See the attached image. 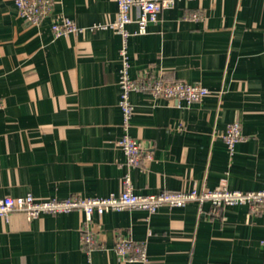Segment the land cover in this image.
<instances>
[{
  "label": "crops",
  "instance_id": "crops-1",
  "mask_svg": "<svg viewBox=\"0 0 264 264\" xmlns=\"http://www.w3.org/2000/svg\"><path fill=\"white\" fill-rule=\"evenodd\" d=\"M59 14L81 31L55 36ZM130 14L129 75L200 82L205 96L187 103L133 89L125 125L116 0H54L37 24L0 0V198L119 194L126 175L139 194L264 186V0H174L142 33L137 9ZM231 121L242 133L232 153L223 140ZM124 132L144 148L138 164L117 143ZM85 230L96 244H82ZM121 236L144 242L146 261L120 256ZM0 264H264V207L213 212L189 201L94 213L89 226L79 209L12 211L0 216Z\"/></svg>",
  "mask_w": 264,
  "mask_h": 264
},
{
  "label": "built area",
  "instance_id": "built-area-1",
  "mask_svg": "<svg viewBox=\"0 0 264 264\" xmlns=\"http://www.w3.org/2000/svg\"><path fill=\"white\" fill-rule=\"evenodd\" d=\"M21 16L29 24H37L52 11L54 0H12ZM117 15L111 24L124 39V46L121 49L122 66L118 83L120 86L119 106L123 114L124 124L132 111L129 94L133 89L148 90L154 96L185 100L187 103L199 101L209 91L200 82L190 83L182 79H166L154 75L150 70H145L137 78L129 75V60L125 47V38L129 35L126 25L133 19L131 10L137 9L136 22L138 29L136 32L146 31V23L155 21L160 11L170 6L174 0H116ZM191 18H198L199 13L193 11L189 14ZM94 27H97L95 25ZM51 30L55 36L67 32L81 31L72 18L63 14L56 15L51 22ZM0 101V107H1ZM242 138L241 124L238 121H231L227 124L223 134L230 153L233 152L236 142ZM118 145L126 154L128 164H138L144 153L141 143L128 132H124L117 141ZM124 188L119 194L108 196L83 197L81 195H70L62 199L47 198L37 200L32 194L27 193L18 196H4L0 198V216L7 217L12 211H22L27 217H36L42 212L60 213L72 209L82 210L85 215V225L89 226L94 213L99 215L109 210H121L125 208L144 209L149 213H154L159 207L167 205L169 207L184 206L189 201H197L199 204L209 201L213 212L223 205L249 203L258 204L264 207V186L258 190L239 191L230 190L224 186L212 190L192 188L187 191L160 190L149 194H139L134 192L130 178L126 175L123 179ZM85 246L96 244L93 230H85L81 237ZM116 252L129 260L146 261L147 255L145 244L142 241H134L130 237L121 236L116 238L114 243Z\"/></svg>",
  "mask_w": 264,
  "mask_h": 264
}]
</instances>
